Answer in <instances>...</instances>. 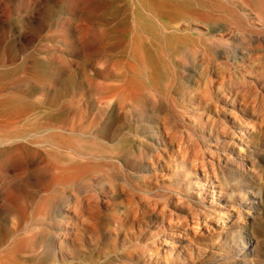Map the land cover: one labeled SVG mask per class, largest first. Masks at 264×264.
Here are the masks:
<instances>
[{
	"label": "rangeland",
	"instance_id": "374dc122",
	"mask_svg": "<svg viewBox=\"0 0 264 264\" xmlns=\"http://www.w3.org/2000/svg\"><path fill=\"white\" fill-rule=\"evenodd\" d=\"M261 2L0 0V264H264Z\"/></svg>",
	"mask_w": 264,
	"mask_h": 264
},
{
	"label": "bare ground",
	"instance_id": "6f19581e",
	"mask_svg": "<svg viewBox=\"0 0 264 264\" xmlns=\"http://www.w3.org/2000/svg\"><path fill=\"white\" fill-rule=\"evenodd\" d=\"M221 2H222V1H221ZM261 4H264V3L261 2L260 5H261ZM196 15H197V14H196ZM203 17H204V16H203ZM217 21H218V20H217ZM141 32H142V31H141ZM141 32H140V33H141ZM136 33H137V32H136ZM142 33H143V32H142ZM100 72H101V74H105V75L108 74V71H107V68H106V67H104L103 69H101ZM112 73H113V72H112ZM112 75H113V74H112ZM207 82H208V81H207ZM127 88H128V87H127ZM134 88H135V87H134ZM136 88L138 89V86H137ZM131 89H132V88H131ZM129 90H130V89H129ZM132 92H133V91H132ZM132 92H131V93H132ZM135 92H136V91H135ZM135 92H134V93H135ZM136 94H137V93H136ZM209 94H210V93H209ZM200 99H201V98H200ZM198 100H199V99H198ZM201 101H202V100H201ZM133 121H134V120H133ZM162 128H163V127H162ZM240 128H241V127H240ZM242 128H243V127H242ZM123 130H124V129H123ZM154 138H155V137H154ZM154 144H155V143H154ZM143 148H144V147H143ZM241 152H242V151H241ZM136 154H137V153H136ZM194 156H195V155H194ZM178 157H180V156H178ZM191 157H192V156H191ZM209 157H210V156H209ZM242 157H244V156H241V158H242ZM155 160H156V159H155ZM176 160H177V159H176ZM190 160H191V159H190ZM173 161H175V160H173ZM248 166H250V165H247V167H248ZM66 167H67V166H66ZM66 167H65V168H66ZM69 168H70V167H69ZM98 170H99V169H98ZM206 179H207V178H206ZM68 181H69V180H68ZM213 181H214V180H213ZM213 181H212V182H213ZM217 186H218V185H217ZM213 187H214V186H213ZM152 188H153V187H152ZM250 192H251V191H250ZM251 193H252V192H251ZM263 196H264V195H263ZM263 196H262V197H263ZM138 197H141V196H138ZM258 197H259V196H258ZM143 198H144V197H143ZM138 199H140V198H138ZM144 199H146V198H144ZM250 199H251V200L248 201L247 204H249V207H254L256 202H255V200H253V198H250ZM256 199H257V198H256ZM84 201H85V200H84ZM132 201H133V200H132ZM258 201H259V200H258ZM99 202H100V201H99ZM99 202H98V203H99ZM83 204H84V203H83ZM104 204H105V203H104ZM159 206H160V205H159ZM159 206H158V207H159ZM128 207H129V206H128ZM158 207H157V208H158ZM62 212H63V211H62ZM71 212H72V211H71ZM150 213H152V212H150ZM162 214H163V212H162ZM96 222H97V221H96ZM118 223H120V222H118ZM168 224H169V223H168ZM98 226H99V225H98ZM183 227H184V226H183ZM117 228H118V227H117ZM180 229H181V228H180ZM118 230H119V229H118ZM140 238H141V237H140ZM68 239H69V238H68ZM53 245H54V244H53ZM52 247H53V246H52ZM244 252H245V251H244ZM133 255H134V254H133ZM141 255H142V254H141ZM141 255H140V256H141ZM243 258H244V257H243ZM122 259H123V258H122ZM125 260H127V259H125ZM130 262H131V261H130Z\"/></svg>",
	"mask_w": 264,
	"mask_h": 264
}]
</instances>
